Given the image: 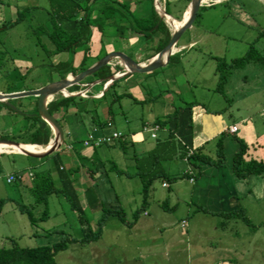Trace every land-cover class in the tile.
Returning a JSON list of instances; mask_svg holds the SVG:
<instances>
[{
  "label": "rangeland",
  "instance_id": "1",
  "mask_svg": "<svg viewBox=\"0 0 264 264\" xmlns=\"http://www.w3.org/2000/svg\"><path fill=\"white\" fill-rule=\"evenodd\" d=\"M124 1L129 2L132 11L133 6L131 5L134 0ZM212 1H205L199 6L191 25L180 35L179 44L186 43L185 47L177 52V55L172 58V61L163 72L170 77V80L167 84L153 85L150 88L156 95L162 92V88L165 89L166 87L168 90L165 91L169 94L170 99L180 100V103L192 102L193 100L202 102L206 110L213 112L208 114L214 115L216 113L227 124L232 122L238 124L239 120L243 119L244 121L240 122L235 137L241 139L244 143H252V156L263 160L264 134L259 132L257 139L254 135L243 137L242 129L248 125H252L256 129L264 128V67L257 64H248L243 68L233 70L223 84V98L214 91L216 76L214 74L215 60L213 57L222 58L228 62L231 59L240 57L251 44L264 56V34H262L264 30V3L263 0ZM37 3L38 0H0V23L13 20L17 11H21L25 6H35ZM180 3L181 1L168 0L164 12L169 16H176ZM155 6L157 9L156 4ZM25 19L12 27L0 28V93L33 90L45 84L49 79L47 65L53 59H47L39 46L35 45L33 37L26 29L28 19ZM161 20L166 23L165 25L171 32L169 21L165 18ZM178 23L181 25L180 21ZM104 32L106 35L100 38L101 45L99 46L107 54L110 51L115 52L113 50H121L124 54L133 56L131 54L132 50L144 56L148 51H153L156 46L154 36L144 39L138 34L129 33L123 34L124 37H117L113 35V30L105 29ZM189 42L191 44L187 46ZM96 43L95 38L89 44L91 54L99 49ZM129 43H131V46L127 50L125 48ZM83 49L84 47L79 48L80 51H83ZM62 58L60 56L59 59ZM50 76L54 75L51 74ZM89 80L90 77H87L86 81ZM116 83L105 92L103 100L99 102L87 101L89 110L85 114H93L102 121L107 115V109L105 112L101 110L105 104L110 105L109 116L110 118L113 117V126H104L105 133L114 129L125 131L121 127V110L133 121V119L139 118L141 114L145 116L149 108L145 104L133 103V99L126 96L110 103L111 97L127 90V88L122 87L120 82ZM147 85L148 83L143 84L141 87H147ZM141 87L134 86L132 90L134 96L141 94ZM34 98L32 96L26 97V99L32 100ZM154 104L155 111L160 110L163 104L162 98H159ZM195 106L199 107L198 105ZM24 126L25 122L20 116L6 115L4 123H0V131L5 133L8 138L24 142L23 135H16L17 129H22ZM216 139L217 136L206 147L209 156L214 157L215 155ZM77 147L81 149L79 143H77ZM115 148L112 151V148L102 144L99 148L88 147L86 151L88 155L95 153L94 159L104 162L103 170L113 190L119 195V206L124 212L125 220L130 221L131 213L140 205V185L137 180L130 181L124 179V177L116 176L113 170L110 169V163L108 162H113L118 168L127 170L125 172L129 171L127 157L131 153L130 146L127 145L123 150L117 146ZM236 150V142L231 136L227 135L223 139L225 164L222 166L228 172L231 156ZM39 161V159H33L22 154H0V199L8 197L11 200L0 206V248L8 247L12 242L21 248H32L55 243L60 240L62 235L78 237L80 234L76 215L68 209L62 197L49 195L43 203L42 201H36V193L31 188L26 187L23 180L15 179L11 183L5 182V178L10 172L27 173L30 171L36 174L43 172L45 167L41 168ZM177 162L183 165L180 159ZM48 164L53 170V162L49 161ZM176 173L180 175L181 169ZM183 180L185 181V179ZM29 181L31 182V179ZM160 182L159 179H156L151 185L148 209H146L149 213H151L150 206L152 205L150 195L155 187H157V191L163 192L168 198L172 195L170 191L173 183L168 184L169 190H166L158 187ZM123 184L125 190L128 191L126 196L121 194V192H124L123 187H119ZM258 184L260 185L259 191L254 193L252 189V196L240 198L239 206L255 229L251 230L237 216L231 219L215 217L213 219L216 227V231H213V258L226 255V257H233L238 264H264V231L259 226L264 223V174ZM183 186L184 184L181 185V187ZM15 202L27 207L35 220L30 222L25 214L19 213L15 207ZM167 206L170 208L169 213L165 211L166 214H162L166 219H157L159 215L155 213L154 220L150 222L151 227L145 231V236L133 237V233L126 230L125 226L120 224L116 218L109 217L98 240L83 246L78 244L68 245L65 250L54 256L55 263L185 264L190 262V257L195 250L194 244L205 246V238L208 236L205 234L207 237L205 236L203 239L199 234L200 226L196 216L193 217V214H189L186 218L191 230L188 227L182 231L186 230L188 234L193 233L195 239L193 241L189 239L187 252L184 250V253L179 254L176 259L172 260L170 257L167 262H164L165 258H163L161 248L163 246L160 247L155 240L160 241L157 237L159 233H161L159 237L163 239L167 234H175V232L172 230L167 233L163 232L164 230L158 232L155 228L160 225V222L163 221V224H166L175 218V228L178 233V230L181 229L179 220L184 217L181 204L175 209L171 199H169ZM157 211L161 213L160 210ZM85 216L89 226L94 229L98 212L86 210ZM137 219H139L136 220L138 227L149 225V221L142 216V213ZM204 221L209 223L207 220ZM145 222L148 223L144 225ZM201 229L206 230L208 234L211 232L208 224L202 225ZM151 239L155 240L152 242ZM179 239H183L181 246H185L184 238L179 236ZM135 246H138V248L145 246V249H149L150 253L145 255L143 260L140 259L139 263L135 259L137 254Z\"/></svg>",
  "mask_w": 264,
  "mask_h": 264
},
{
  "label": "trees",
  "instance_id": "2",
  "mask_svg": "<svg viewBox=\"0 0 264 264\" xmlns=\"http://www.w3.org/2000/svg\"><path fill=\"white\" fill-rule=\"evenodd\" d=\"M135 1V0H134ZM149 1V13L147 16H139L133 10L131 11L129 2L124 0H46L47 8L43 11L44 21L37 26H31L29 22V12L32 7L25 6L21 11L16 12L13 20L8 22H1L0 28H8L22 22L25 17L28 19L26 29L30 36L33 37L35 45L39 46L41 51L47 59H53L48 67V81L38 86L35 89L52 82L51 74H55L58 79H63L67 74L76 75L87 68L85 62L87 59V45L93 33H97L100 37L106 35L105 29L113 30V35L117 37H124L123 34L134 33L142 36L144 39L150 36H160L161 41L153 49L152 56L157 54L167 43L169 39V31L164 26L163 21L152 7V0ZM168 0L164 1V9ZM187 1V0H186ZM37 7H34V9ZM165 11V10H164ZM166 15L167 13L164 12ZM25 19V20H26ZM264 34V30L262 31ZM84 47L82 56L77 66L73 65V55L78 52L79 48ZM86 47V48H85ZM62 56V59H59ZM174 56V55H172ZM59 57V58H57ZM56 59V60H55ZM215 60L214 74L216 76V84L214 91L224 98L223 84L227 81L230 73L233 70L245 67L248 64H257L264 67V56L254 47L249 45L247 50L238 58L231 59L226 62L222 58L213 57ZM172 61L169 57L168 64ZM120 70L119 66L105 65L99 68L93 74L87 76L90 80L100 79L105 80L112 76L116 71ZM85 77L80 83L86 81ZM114 81L108 84V87L113 86ZM78 86H73L70 90H74ZM33 89V90H35ZM11 92V91H9ZM5 92V93H9ZM103 92L100 99H104ZM79 97H62L61 95H54L52 99L46 104L48 113L53 115L61 108H66L68 105L81 102ZM83 102V101H82ZM198 105V102H188L181 106L173 107L172 110L153 122L158 128H165L167 132V139L165 144L160 142L157 147L161 145L167 146V151L171 150L178 153L180 158L186 160L188 170L176 177L167 175L159 165V157L156 155V149L147 153L143 157H135V172L130 174L118 170L112 162L110 169L119 176H137L140 183V205L131 213V220L126 221L124 212L121 208L111 209L101 205L94 194V177L93 175L104 167V162L99 159L89 158L85 172L88 174L91 184L85 186L82 191L75 186L74 174L77 173V167H64L63 158L58 154V151L49 153L42 157L43 159H50L53 162L54 169L52 171H45L33 174L31 181V190L36 193V201H46L47 196L55 195L63 198L68 206V209L75 213L77 224L79 225V236L74 237L70 235H62L60 240L48 244L39 245L32 248H21L14 242L8 247L0 248V264H56L54 256L67 248L70 244H78L80 246L95 242L102 233V228L109 217L116 218L120 224L126 228H131L138 216L143 212L147 205L148 195L151 185L154 180L168 184L174 182L177 178H197L201 174L199 164H207L213 167H220L225 164V156L223 152V139L229 135L236 142L237 150L232 154L229 172L232 176L238 179H245L251 175H259L264 172V159H255L248 153L250 146L245 144L241 139L235 135L222 131L215 143V155L213 158L204 153L201 147H192V108ZM216 114V113H215ZM20 116L25 126L22 129H17L16 135H23L24 142L16 141L14 138H8L5 133L0 131V140H10L21 144L37 145L44 148L51 138V128L43 121L33 110L30 113H24L15 106V100L0 101V120L3 116ZM95 124H102L103 122L94 121ZM13 123V122H12ZM104 124V123H103ZM121 138V137H120ZM119 138V139H120ZM118 139V140H119ZM93 143V142H92ZM90 147H97L99 145L109 143H99ZM111 143V142H110ZM170 148H169V147ZM62 159V161H61ZM80 159H82L80 157ZM85 200V207H82L81 200ZM11 201L10 198L5 197L0 199V206ZM161 208L165 211V202L161 203ZM15 207L19 213L25 214L30 222L35 218L31 215L29 209L23 204L15 202ZM85 209L93 212H98V216L94 222V229L89 226V222L85 216ZM196 210L205 212L202 208L196 207ZM206 213V212H205ZM216 216L224 219L235 218L248 225L251 230L255 227L244 216V211L241 208L229 211L227 213H217ZM264 231V223L259 225Z\"/></svg>",
  "mask_w": 264,
  "mask_h": 264
},
{
  "label": "crops",
  "instance_id": "3",
  "mask_svg": "<svg viewBox=\"0 0 264 264\" xmlns=\"http://www.w3.org/2000/svg\"><path fill=\"white\" fill-rule=\"evenodd\" d=\"M164 1L165 0H152V7L156 11V13L160 17V11H163L164 13ZM175 1H181L179 4V7L176 12V16H169L167 15L170 19L174 21H180L183 18V15L185 14L186 11H188L189 7V2L190 0H175ZM206 1V0H205ZM212 1V0H210ZM212 2H218L217 1H212ZM264 3V0H263ZM155 4L157 5V9L155 8ZM132 10L139 16H147L149 13V1L148 0H135L134 3L131 5ZM204 6V5H203ZM32 9L29 12V22L31 26H37L40 23L44 21V14L43 11L47 8V2L46 0H38V3L34 6H30ZM34 7H37L34 9ZM131 8V7H130ZM165 14V13H164ZM164 19V18H162ZM167 20V17H165ZM164 23V22H163ZM178 23V22H177ZM164 26L167 28V25ZM179 24V23H178ZM180 26V25H179ZM169 31V29L167 28ZM171 32L169 31V34ZM155 37V42L156 45L161 41L160 36H154ZM97 40V45L98 48L94 54L90 53L89 50V44L93 39ZM100 36L97 33H93L92 37L88 43L87 47V59H86V66L87 68L93 65L98 59L106 55L107 53L100 48L101 46V40ZM180 38V37H179ZM177 40L176 44L173 47V53L169 57L174 58L177 55V52L185 47L186 43H181L179 44V39ZM133 43V42H132ZM131 43L128 44V46L125 49H129ZM191 42L187 44L189 46ZM85 47V48H86ZM156 47V46H155ZM115 52H120L122 54L123 51L121 50H113ZM82 52L78 50L73 55V65L77 66L79 63V60L82 56ZM111 52V51H110ZM152 50L147 52L144 56H141L140 54L137 53V51L133 52L131 50V55H126L129 57L133 62L140 64V65H145L147 64L154 56H152ZM169 61V58H168ZM168 61L166 63H163L164 65L162 67H159L153 71H150L148 73H126L124 72L123 66L121 64V61L117 58H112L108 65L110 66H119L120 70L116 71L113 75H116L111 81L110 80H100V79H94V80H89V81H84L83 83H80L76 86L78 88L74 90H70V88L66 89L67 93H75L81 89H86L87 90V96L86 97H80L77 96L76 94L72 96H62V97H79L81 98V102H78L76 104H71L68 105L66 108H61L59 111H57L54 115L53 118L56 120L58 125L60 126L62 133H63V143L55 149V151H58V154L63 158V166L64 167H77L79 166V169L76 174H74V180H75V186L78 190L82 191V189L85 186H88L91 184V181L89 180L88 174L85 172V167H87L88 160L90 157L94 158L95 153H92L88 155L87 149L90 147L91 143L94 141V139L103 137V136H108L112 132H119L121 134V138L118 140H114L110 145H105L106 147L112 148V151H114L116 146L123 150L127 145L130 146L131 148V153L127 157V166L129 167V175L133 174L135 172V157H143L147 153L153 151L156 149V155L159 157V165L161 169L169 176H180L184 174L188 170V166L186 163V160L184 158H180L178 156V153H174V151L171 150L167 151V146L163 147L162 145L165 144V141L167 139V132L166 129L163 128H158L154 132V137L150 136L149 132H146L143 130L144 127H148L153 125V122L156 119H160L167 113H169L173 107L176 106H181L183 104H186L188 102H182L180 103V100L175 101L176 99H173L169 97V94L166 93L168 88L165 87L162 88V92H159L158 94L155 95V92L151 91V86L153 85H164L167 84V82L170 80V77L167 74H164V69L167 68ZM70 74V73H69ZM67 74V75H69ZM54 76H51L53 78L52 81H57L59 80L55 74H52ZM72 75V74H70ZM114 81V84H117L116 82H120L122 84V87L127 88L124 92H121L119 94H116L115 96L111 97L110 103H113L114 100H119L122 97L126 96L127 98L133 99V103L136 102L138 104H145L147 105L148 111L145 116L142 114L137 117L135 120L131 121L126 114L123 113L121 110V115L122 121H121V127L122 130H111L108 133H105L103 128L104 126L112 127L113 126V117L109 116V108L110 105H106L102 108V112H106V117L102 121L96 118L95 115L93 114H88L87 112L89 110L88 102L89 100L93 101H101L100 97L102 93L106 92L110 87H108V84L110 82ZM106 82H109L108 84L104 85ZM148 83L147 87H141L143 84ZM169 84V83H168ZM75 86V85H74ZM105 86V87H104ZM134 86L137 88L141 87V94H138L137 96H134L132 90L134 89ZM73 87V86H72ZM136 89V88H135ZM166 90V91H165ZM24 90H16V91H11L9 93H14V92H21ZM1 94H7V93H1ZM105 97V95H104ZM162 98V108L160 110L155 111V102L159 99ZM52 99V98H51ZM106 99V98H105ZM103 100V98H102ZM194 101V100H193ZM191 102V101H189ZM196 102V101H194ZM35 105H36V97L32 99H26V97L23 98H18L15 99V106L23 111L24 113H30L33 110H35ZM198 106L200 107H194L192 109V126H193V133H192V147L193 148H198L201 147L204 151L205 154L206 152V147L208 146V143L213 140L216 136L222 132V131H227L228 128L234 126L235 127V132L231 133L235 135L238 132V127L240 122L244 121L243 119H240L238 124L237 122H232L230 124L225 123L221 118L218 117L216 114H208V113H213L209 112L208 110L205 109L204 103L198 101ZM199 108V109H198ZM95 116V117H94ZM4 117L0 120V123H4ZM99 121L103 122L102 124H95L94 121ZM264 134V128H254L252 125L245 126L242 129V136L243 137H252V135L256 136V139L258 138V133ZM7 133V132H6ZM53 138V131L51 129V138L49 139L52 140ZM48 141V142H49ZM88 141L87 145H84L83 142ZM162 143L160 147L158 146V143ZM77 143H79L81 149H78ZM20 145H25L18 143ZM93 144V143H92ZM245 144L249 145V155L252 156V150L253 146L252 143H246ZM37 146V145H34ZM40 147V146H38ZM97 146L96 148H99ZM169 147V146H168ZM170 148V147H169ZM54 152V151H53ZM102 153V152H101ZM1 155H8V154H19L16 152H4L0 153ZM122 156V154L120 153ZM208 155V154H207ZM209 156V155H208ZM80 157L82 159H80ZM213 158V156H209ZM254 158V157H253ZM33 159H39V163L41 168L45 167L43 169V172L45 171H52L51 168L49 167V161L50 159H43V158H33ZM181 160L183 165H180L177 161ZM258 160V158H255ZM173 162V163H172ZM113 163V162H112ZM114 164V163H113ZM116 166V164H114ZM200 165V170L201 174L197 178H193L192 181H189L190 178L186 177H181L177 178L172 185L171 193L172 195L170 198L166 197L163 192L157 191V187H155V190L151 193L150 199L152 201V205L150 206V211L151 213L147 212L146 209H148V200H149V195L147 199V205L145 206L142 216L147 218L149 221V225L143 226V227H138L137 221L131 228H126V230L131 231L133 233V237H139V236H145V231L151 227L150 222L154 220V214H158L159 217L157 219H164L163 213L166 214L165 210L161 208V203L165 202L167 204V201L171 199L173 203V207L178 208L181 204V210H183L184 217L180 218L179 223H180V230H178V233L176 232V223H175V218H173L171 221H169L166 224H163L164 222H160V225H158L155 229L159 232V230H164L163 232H169V231H174V233H169L165 236V238L162 239V237H159L161 233L157 236L160 241L151 239L153 242L154 240L156 241V244H158L162 248V254L163 258H165L164 262H167L168 259L171 257L172 260L176 259L179 254L182 252L184 253V250L187 252V246L189 243V239L193 241L195 239V235L193 233L188 234L187 231H182L184 228L190 229V224L187 221V216L189 214H193L192 216L197 218L198 220V225L200 226L199 229V234L206 239L205 246L204 245H199L197 243L194 244L195 250L193 251V255L190 257V262H187L185 264H238L233 257H215L213 258V231H216V227L214 225L213 219L216 216L215 214L217 213H227L229 211L235 210L239 208L240 206V198H245V197H251V191L253 189L254 193H257L259 191V182L264 174L261 173L259 175H251L245 179H238L232 176L228 170H226L223 166L220 167H213L207 164H199ZM125 166V167H127ZM104 167L99 168V170L96 172L94 177V194L98 201L101 203L103 207L106 208H111V209H119V195L116 193L115 190H113L110 182L108 181V177L106 173L103 170ZM118 170L121 171H127L122 168H118ZM181 169V174H177ZM127 172V173H128ZM115 173V172H114ZM30 174V176H29ZM34 172H27V173H15V172H10L8 175H13L15 176V179H18L19 181L23 180V183L26 184L25 186L30 188L31 187V182L29 181L32 179ZM116 174V173H115ZM7 175V176H8ZM6 176V177H7ZM116 176H119L116 174ZM119 177H124L126 180L134 181L137 180L139 183V179L137 176H130V177H125V176H119ZM180 179V180H179ZM185 179V181L183 180ZM178 180V181H177ZM32 181V180H31ZM177 181V182H176ZM125 184V183H124ZM119 185L124 192H121L122 195L126 196L128 194V191L125 190V186ZM136 184V181H135ZM184 184L183 187L181 185ZM140 185V183H139ZM160 189H166L169 190L168 183L161 181L160 184L158 185ZM252 192V193H253ZM253 193V195H254ZM150 194V192H149ZM141 200V197H140ZM81 205L82 207H85V200H81ZM196 207L202 208L205 212H201L196 210ZM168 209V206H166ZM170 209V208H169ZM157 210H160L158 213ZM86 211V209H85ZM89 211V210H88ZM168 212V211H167ZM169 213V212H168ZM166 219V218H165ZM139 220V219H137ZM204 220L209 221V223L205 222ZM184 222V225H181V222ZM148 222H145L147 224ZM208 224L209 230L212 232L206 233V230L201 229L202 225ZM156 226V225H155ZM206 227V226H205ZM182 231V232H181ZM131 233V234H132ZM177 234V235H176ZM197 234V233H196ZM206 234V235H205ZM180 237L184 238V244L185 246L182 245V240L179 239ZM156 237V238H157ZM164 242L166 246L164 247ZM136 248V260L140 261V259L143 260V257L149 253V249H145V246H135ZM189 250V249H188ZM181 256V255H180ZM179 256V257H180ZM145 258V257H144ZM149 264V263H148ZM151 264V263H150Z\"/></svg>",
  "mask_w": 264,
  "mask_h": 264
},
{
  "label": "water",
  "instance_id": "4",
  "mask_svg": "<svg viewBox=\"0 0 264 264\" xmlns=\"http://www.w3.org/2000/svg\"><path fill=\"white\" fill-rule=\"evenodd\" d=\"M200 5H201L200 0H190L188 7V17L186 21H183L179 29L171 31L166 45L145 65H140L133 62L129 57H127L126 55L120 52H110L104 55L103 57H101L100 59H98L93 65L77 73L76 75H70V74L66 75L63 79L52 81L40 87L39 89L7 93V94L0 93V101L15 100L18 98L30 97V96L36 97V105H35L36 113L43 121H45L49 125V127L53 131L52 140H50L44 148L39 147L41 150L35 153L21 149L20 148L21 145L14 141L0 140V143L10 148L19 147L20 149L16 153L28 156L30 158H42L48 155L49 153L55 151V149H57L63 143V133L56 120L48 113L46 109V104L51 100V98L54 95L72 96L70 94L66 95L67 88H70L74 85H78L79 82L82 81L85 77L93 74L99 68L108 65L109 61L112 58H117L121 61L125 74L148 73L159 67H162L164 65L163 63H166L168 61L169 56L172 55L173 47L176 44L182 32L191 25ZM159 13H160V17H159L160 19L168 17L166 14L163 13V11H160ZM163 55H165L164 58H162ZM115 76L116 75H112L107 77L106 79L111 81ZM10 152H14V151H10Z\"/></svg>",
  "mask_w": 264,
  "mask_h": 264
},
{
  "label": "built area",
  "instance_id": "5",
  "mask_svg": "<svg viewBox=\"0 0 264 264\" xmlns=\"http://www.w3.org/2000/svg\"><path fill=\"white\" fill-rule=\"evenodd\" d=\"M202 4V3H201ZM156 8V7H155ZM109 82H106L104 85L108 84ZM105 87V86H104ZM69 93L66 92V95H68ZM72 95L76 94L77 96H80V97H86L87 96V90L86 89H81L75 93H70ZM158 129V127L156 125H151V126H148V127H144L143 130L146 131V132H149L150 133V136L151 137H154V132ZM235 127L232 126V127H229L228 128V132L229 133H234L235 132ZM121 137V134L119 132H112L111 134H109L108 136H103V137H99V138H96L94 139L93 141V145H98L99 143H110L116 139H119ZM84 145H87L88 144V141H84L83 142ZM30 176V174H29ZM15 180V176L13 175H8L6 178H5V182L6 183H11ZM189 181H192V178L189 179ZM181 225H184V222L182 221L181 222Z\"/></svg>",
  "mask_w": 264,
  "mask_h": 264
},
{
  "label": "bare ground",
  "instance_id": "6",
  "mask_svg": "<svg viewBox=\"0 0 264 264\" xmlns=\"http://www.w3.org/2000/svg\"><path fill=\"white\" fill-rule=\"evenodd\" d=\"M206 1H209V0H206ZM200 2L204 3L205 0H200ZM187 17H188V11L185 12V14L183 15V18L180 20L181 25H182L183 21H186ZM167 20L169 21V24L171 26V31L179 29V27L181 26V25L179 26L177 21H174V20L170 19L169 17H167ZM164 57H165V55L162 56V58H164ZM20 148L25 150V151L33 152V153L38 152V151L41 150L39 147L33 146V145H29V144L21 145ZM20 148L19 147L10 148V147H7L6 145L0 143V153L1 152H8V151L18 152Z\"/></svg>",
  "mask_w": 264,
  "mask_h": 264
}]
</instances>
